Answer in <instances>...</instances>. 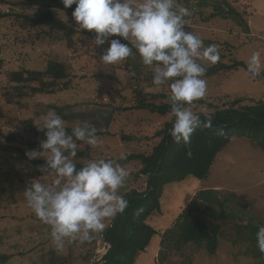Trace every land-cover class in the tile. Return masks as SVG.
Returning a JSON list of instances; mask_svg holds the SVG:
<instances>
[{"label":"rangeland","instance_id":"obj_1","mask_svg":"<svg viewBox=\"0 0 264 264\" xmlns=\"http://www.w3.org/2000/svg\"><path fill=\"white\" fill-rule=\"evenodd\" d=\"M25 4L23 0H0V131L5 135H0V142L6 144L7 137L17 134L15 145L27 152H40L46 136L37 137L34 126L40 132L47 131L40 130L38 125L43 126L44 117L53 112L49 106L80 104L75 110L81 116L69 124L75 127L82 121L88 122L101 133L97 136L99 146L92 147L93 160L111 159L119 163L122 154L127 157L151 152L158 140L157 132L173 118L170 114L163 117L147 110H134L142 99L153 101V94H170L167 85L157 88L152 83L155 66H145L135 49L133 56L118 65L103 64L99 58L109 43L93 46L91 50V38L77 34L71 48L63 32L28 22L38 11ZM177 5L191 11L184 18L185 24L205 46H220L221 59L216 64L243 62L247 66L254 51L264 56V0H177ZM19 14H24L27 20ZM60 18L76 26L72 15L60 13ZM50 58L68 65L74 78L72 90L41 96L29 87L12 83L14 73L43 70ZM246 69L234 71L228 78L218 75L207 80V93L202 100L218 106L236 98H243L245 104L264 100V79L251 77ZM153 102L160 105L169 101ZM192 110L211 112L196 104ZM64 114H73V109H66ZM22 120L31 121L24 124ZM62 120L66 126L67 122ZM77 143L80 151L89 146ZM44 155L30 159L26 154L0 150V255L12 256L6 264H103L108 247L101 232L90 242L66 241L62 249H57L51 240L50 227L28 206L25 190L35 182L51 185L56 178L54 172L40 171L42 166L46 167L50 153ZM212 164L208 176L202 180L188 176L165 185L160 211L147 220L159 234L137 264H259L246 251L257 247V241L248 240L252 236L256 239L253 227L264 225V151L249 139L235 138ZM122 166L130 175L120 193L134 189L144 192L148 178L140 173V164ZM205 189L221 190L223 200L216 208L225 217L220 220L223 234L215 256L194 244L179 243L176 224L184 210L190 208L194 196ZM111 221H105L106 227ZM166 232L169 233L165 235ZM238 237V243L233 244Z\"/></svg>","mask_w":264,"mask_h":264},{"label":"clouds","instance_id":"obj_2","mask_svg":"<svg viewBox=\"0 0 264 264\" xmlns=\"http://www.w3.org/2000/svg\"><path fill=\"white\" fill-rule=\"evenodd\" d=\"M65 8L76 5L72 17L80 30L95 32V45L109 43L100 62L118 65L139 54L145 66H155L152 83L170 89V115L174 117L169 135L175 143L188 145L197 128L212 126L211 117L201 125L200 116L192 110L196 101L207 93L204 78L207 66L221 59L220 46H205L204 41L185 30V17L191 11L177 5V0H61ZM118 36L120 39H109ZM247 73L255 78L264 72V56L254 51L247 62ZM38 125V124H37ZM46 139L42 151L32 150L30 159L46 157L40 171L55 173L51 185L32 183L25 192L28 206L35 216L49 226L51 240L57 249L65 242H90L105 230V221L125 213L129 202L120 190L130 173L111 159L90 160L77 169L73 162L78 143L98 147L100 141L94 125L83 122L69 133L55 112L43 119ZM190 156L191 153L189 152ZM120 159H126L122 154ZM142 209L137 210L139 216ZM257 247L264 254V225L256 233ZM107 247V246H106ZM109 248V247H108Z\"/></svg>","mask_w":264,"mask_h":264},{"label":"trees","instance_id":"obj_3","mask_svg":"<svg viewBox=\"0 0 264 264\" xmlns=\"http://www.w3.org/2000/svg\"><path fill=\"white\" fill-rule=\"evenodd\" d=\"M183 0H180L182 2ZM28 7L37 9V14L31 18H26L24 14H19L34 26L41 24L49 27L51 30L63 32L71 48L74 47V36L77 34L86 35L91 38V50L95 45V32L80 30L78 26H71L68 22L60 18V13L72 15L76 5L65 8L61 0H23ZM185 4V2H183ZM185 30L191 32V28L185 24ZM121 43H127L120 37ZM75 50L72 49V57L75 58ZM246 68L243 62L225 64L223 62L211 67H207L205 79L213 80L220 76L228 78L234 71ZM68 65L61 63L57 59H49L47 66L43 70L25 69L24 72L14 73L12 83L26 86L35 93V95L49 96L64 93L73 88L74 78L70 76ZM264 79V72L256 77ZM24 88V87H23ZM170 95V94H169ZM169 95L153 94L151 99H163L169 102H162L160 105L153 101L142 99L135 106L134 110H147L166 117L170 114ZM243 98L229 100L222 106L207 102L205 100L196 101V105H204L211 112L197 113L200 116L201 125L207 117H211L212 126L205 128L203 126L196 129L191 137V142L185 145L182 141L175 143L169 135V129L172 128L174 117L170 122L165 123L164 127L156 134L157 142L153 143L151 152L130 154L126 159H121L119 163L127 165L132 162L139 163L140 173L147 176V189L144 192L137 189L124 193L125 199L129 202V207L122 215H117L112 219L109 226L101 232L103 242L107 245L108 251L103 256V264H137L141 254L146 252L152 239L157 236L158 231L151 226L148 218L160 211L163 189L166 184L174 181H183L188 176H193L200 180L206 178L217 156L222 149L235 138H246L254 142L264 151V100L254 101L251 104H245ZM80 104L49 106L53 112L58 114L67 122L66 130L70 133L73 126L69 123L81 115H77V109ZM48 107L44 110L46 113ZM66 109H73V114L65 115ZM77 111H76V110ZM31 120H22V123L29 124ZM109 121V120H108ZM84 121L81 122V124ZM22 125V124H21ZM36 136L40 137L45 132H40L37 126H34ZM103 133L102 135H104ZM0 135H5L0 131ZM101 135L97 132V136ZM17 134L13 137H7L8 143L0 142V150L12 152L14 154H26L23 147L14 143L17 141ZM38 147L37 143L32 144ZM92 147L87 146L83 151L77 148L74 162L77 169L83 167L90 160H93ZM191 153L189 156L188 153ZM221 190L205 189L199 191L190 202V208L184 210L179 216L176 224L178 228L179 243L194 244L197 248H202L211 256H215L218 251L219 238L223 234V227L220 220L225 217L222 212L216 208L221 206ZM228 201V198L225 199ZM142 209L139 216L137 210ZM260 224L252 226L255 234ZM170 232V231H169ZM169 232H166L167 235ZM253 234V233H251ZM164 238V237H163ZM239 237L233 242L238 243ZM249 241H257L254 236L248 238ZM251 254L259 264H264V254L258 247L246 251ZM11 255H0V264H6Z\"/></svg>","mask_w":264,"mask_h":264},{"label":"crops","instance_id":"obj_4","mask_svg":"<svg viewBox=\"0 0 264 264\" xmlns=\"http://www.w3.org/2000/svg\"><path fill=\"white\" fill-rule=\"evenodd\" d=\"M140 261H141V258L139 259V263H141Z\"/></svg>","mask_w":264,"mask_h":264},{"label":"built area","instance_id":"obj_5","mask_svg":"<svg viewBox=\"0 0 264 264\" xmlns=\"http://www.w3.org/2000/svg\"><path fill=\"white\" fill-rule=\"evenodd\" d=\"M110 38H112V37H110ZM107 43V42H106ZM106 43L104 44V45H106Z\"/></svg>","mask_w":264,"mask_h":264}]
</instances>
